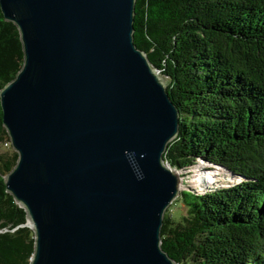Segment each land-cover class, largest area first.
Returning a JSON list of instances; mask_svg holds the SVG:
<instances>
[{
    "label": "water",
    "instance_id": "water-1",
    "mask_svg": "<svg viewBox=\"0 0 264 264\" xmlns=\"http://www.w3.org/2000/svg\"><path fill=\"white\" fill-rule=\"evenodd\" d=\"M0 4L24 49L0 99L31 264H181L161 246L181 192L164 159L180 110L134 42L136 0Z\"/></svg>",
    "mask_w": 264,
    "mask_h": 264
},
{
    "label": "trees",
    "instance_id": "trees-1",
    "mask_svg": "<svg viewBox=\"0 0 264 264\" xmlns=\"http://www.w3.org/2000/svg\"><path fill=\"white\" fill-rule=\"evenodd\" d=\"M134 19L135 44L180 110L165 161L180 170L201 159L242 178L182 190L191 215L167 209L162 248L181 264H264V0H136ZM20 37L0 4V93L24 64ZM3 122L0 99V264H31L36 234L5 183L18 154Z\"/></svg>",
    "mask_w": 264,
    "mask_h": 264
},
{
    "label": "rangeland",
    "instance_id": "rangeland-1",
    "mask_svg": "<svg viewBox=\"0 0 264 264\" xmlns=\"http://www.w3.org/2000/svg\"><path fill=\"white\" fill-rule=\"evenodd\" d=\"M159 72L160 78L164 82L165 86L170 84V79ZM10 149L8 146H5ZM181 177L180 191L193 190L203 193L210 189H215L224 186H230L239 183L242 178L235 176L229 172L228 169L215 166L198 159L194 165L176 170ZM203 181V183H201ZM179 197L175 198L169 207H172L170 212L174 218L181 215L190 216L191 210H189L180 200Z\"/></svg>",
    "mask_w": 264,
    "mask_h": 264
},
{
    "label": "bare ground",
    "instance_id": "bare-ground-1",
    "mask_svg": "<svg viewBox=\"0 0 264 264\" xmlns=\"http://www.w3.org/2000/svg\"><path fill=\"white\" fill-rule=\"evenodd\" d=\"M176 173L179 175V173L176 171ZM180 180H181V177H180Z\"/></svg>",
    "mask_w": 264,
    "mask_h": 264
}]
</instances>
